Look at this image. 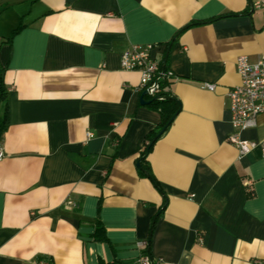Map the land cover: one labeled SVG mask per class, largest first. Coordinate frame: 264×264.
<instances>
[{"label": "crops", "instance_id": "1", "mask_svg": "<svg viewBox=\"0 0 264 264\" xmlns=\"http://www.w3.org/2000/svg\"><path fill=\"white\" fill-rule=\"evenodd\" d=\"M256 2L0 0V264H140L149 238L156 264H264V156L228 141L235 60L264 54ZM147 45L180 105L141 162L156 185L137 162L160 115L120 66Z\"/></svg>", "mask_w": 264, "mask_h": 264}, {"label": "built area", "instance_id": "2", "mask_svg": "<svg viewBox=\"0 0 264 264\" xmlns=\"http://www.w3.org/2000/svg\"><path fill=\"white\" fill-rule=\"evenodd\" d=\"M253 7L264 10V3L256 2ZM152 48L151 45H147L126 49L120 56V66L123 70L137 71L140 74L141 91L157 95L161 91L160 83L169 79L171 74L169 71L166 73L160 71L158 62L151 57ZM235 67L240 81L228 92L232 127L228 141L237 148L239 157L246 156L256 148H259L264 156V139L254 142L240 137L243 131L256 126L259 116H264V54L254 62H250L245 56H239L235 60ZM203 87L210 91L214 90V85L211 84H204ZM2 158L3 152L0 150V160ZM139 263L151 264L147 256H142Z\"/></svg>", "mask_w": 264, "mask_h": 264}, {"label": "trees", "instance_id": "3", "mask_svg": "<svg viewBox=\"0 0 264 264\" xmlns=\"http://www.w3.org/2000/svg\"><path fill=\"white\" fill-rule=\"evenodd\" d=\"M234 15L235 14L221 15V16H218V17L212 19V20H209V22L215 21V20L220 19V18L232 17ZM201 23H204V22L189 24V25L185 26L184 29H187L192 25H198ZM21 28H22V26L19 25L16 29H14L12 31V33L10 34L9 39H12L20 31ZM158 64H159V68H160L161 72L166 73L168 71L167 66H166V61L164 59L161 60ZM166 85H167V83H166V79H165L160 83L161 91L159 92V94L149 95L148 93L144 94L145 91H142V96H141L142 99L147 102V104L144 106L157 111L160 115V123L155 129L152 130L150 135L147 136L146 140L148 141V144L144 146V149L141 152L140 157L138 159V165H137L139 167L140 172L142 174H144L145 176H147L148 178H150L154 184H155V181L153 180L148 168L142 167L141 162L149 154L155 140L171 124L173 117L178 112L179 106H180L179 102H177L175 99L171 98L170 94L165 91ZM157 97H158V99H156ZM0 102L4 103V111H3L2 115H0V137H1V135L6 130L7 125H8L7 91H6V88H5L4 83H3L1 71H0ZM249 196H251V195L249 194ZM98 212H99V209H97V213ZM95 228H96L95 233H94L95 241H106L105 237H99L98 236V232L100 230H102V225H101L100 221L98 220V218L96 221V227ZM149 245H150V238L148 239V241L145 244L142 256H147L149 258L151 264H156L150 256Z\"/></svg>", "mask_w": 264, "mask_h": 264}, {"label": "water", "instance_id": "4", "mask_svg": "<svg viewBox=\"0 0 264 264\" xmlns=\"http://www.w3.org/2000/svg\"><path fill=\"white\" fill-rule=\"evenodd\" d=\"M146 92H144V94H145ZM156 99H158V97L156 98ZM141 104H144V102L143 101H141ZM137 165H138V162H137Z\"/></svg>", "mask_w": 264, "mask_h": 264}]
</instances>
